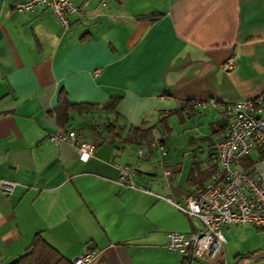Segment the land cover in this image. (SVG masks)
<instances>
[{"label": "crops", "instance_id": "crops-1", "mask_svg": "<svg viewBox=\"0 0 264 264\" xmlns=\"http://www.w3.org/2000/svg\"><path fill=\"white\" fill-rule=\"evenodd\" d=\"M23 1L0 0V179L15 183L0 193V264L37 232L69 261L91 250L86 264L184 263L165 234L201 224L172 203L193 195L214 163L206 158L224 131L218 105L264 91V0H69L67 29L47 6L13 7ZM229 57L234 67L223 72ZM59 96L82 105L63 125ZM113 98L112 110H99ZM138 126L147 139L126 144ZM175 126L188 144L200 129V164L172 159L165 140ZM69 129L94 145L86 161L50 140Z\"/></svg>", "mask_w": 264, "mask_h": 264}, {"label": "built area", "instance_id": "built-area-1", "mask_svg": "<svg viewBox=\"0 0 264 264\" xmlns=\"http://www.w3.org/2000/svg\"><path fill=\"white\" fill-rule=\"evenodd\" d=\"M37 4L47 6L62 29L69 27L68 15L76 11L69 0H25L16 2L13 7L19 11H30ZM233 67L231 57L221 64L223 72ZM218 106L225 126L215 143L214 169L196 195H189L183 204L172 203L184 216L195 218L201 224L200 229L188 233L171 231L165 234L167 249L188 258L182 264H189L187 261L194 257L212 259L219 254L225 242L222 226L246 224L264 229V91ZM49 138L74 147L80 161H86L94 151V145L74 129ZM149 145L164 155L161 143L150 141ZM137 152L140 153V149ZM127 179L126 169L118 168V180L123 182ZM14 185L12 181L0 179V193L9 194ZM92 254L91 250L77 254L70 263L86 264ZM256 264H264V259Z\"/></svg>", "mask_w": 264, "mask_h": 264}, {"label": "rangeland", "instance_id": "rangeland-1", "mask_svg": "<svg viewBox=\"0 0 264 264\" xmlns=\"http://www.w3.org/2000/svg\"><path fill=\"white\" fill-rule=\"evenodd\" d=\"M190 131V130H189ZM179 134L177 126H175L168 139L165 140V145L169 152H172V159H190L200 164L198 160L204 161L200 157H205L206 150H203L202 156L201 148H197L201 142L200 129L189 132L193 137V141L188 144L186 139ZM116 144H119L116 142ZM128 149L133 146L126 145ZM204 147V146H203ZM252 157L253 153L250 154ZM196 156V157H193ZM200 156V157H198ZM193 158V159H192ZM198 158V159H196ZM209 161V159H208ZM221 232L225 238L223 249L219 254H216L212 260L206 259L204 256L190 260V264H256L257 261L264 259V229H257L255 227L242 224L240 226H222ZM252 254L248 258H239L237 256H244ZM186 262V261H185Z\"/></svg>", "mask_w": 264, "mask_h": 264}, {"label": "trees", "instance_id": "trees-1", "mask_svg": "<svg viewBox=\"0 0 264 264\" xmlns=\"http://www.w3.org/2000/svg\"><path fill=\"white\" fill-rule=\"evenodd\" d=\"M159 15L160 14L158 13L152 14L146 17V19L149 21H154L158 18ZM116 102H117V98H113L109 102H107V104L101 105L99 107L100 108L99 110L110 111L112 110ZM81 108L82 105L69 104L64 97L59 96L57 105L54 110L58 124L63 125L68 121V114L71 110L75 109L79 111ZM158 123L162 124L163 126L166 125L165 118L164 117L159 118ZM114 124H115V118L113 121L107 123V127L114 128ZM224 126H225L224 118H221L219 121H217L216 127L224 130ZM149 133L150 132L148 128H141L139 126L130 128L124 138V142L126 144L140 145L142 141H145L147 139ZM214 156H215V152L213 151V153L209 154L206 159H213ZM246 159H249V156ZM214 166H215L214 163H212L209 164L203 170L199 171V175H198L199 179L195 181L196 189L193 192V195H196L200 191L203 184L202 182L208 178L210 173L213 171ZM190 180H192V178H190ZM251 256L252 254L248 253L244 256H237L235 260L239 258H248ZM182 260H188V258L183 257ZM8 264H71V263L68 259L63 257L55 248L49 245L41 237L40 233L37 232L33 235L29 245L25 248V250L21 254H19L15 260H13Z\"/></svg>", "mask_w": 264, "mask_h": 264}]
</instances>
